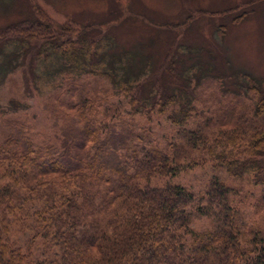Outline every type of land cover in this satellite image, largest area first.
Here are the masks:
<instances>
[{
  "label": "trees",
  "instance_id": "16d2710c",
  "mask_svg": "<svg viewBox=\"0 0 264 264\" xmlns=\"http://www.w3.org/2000/svg\"><path fill=\"white\" fill-rule=\"evenodd\" d=\"M26 1L0 27V84L21 67L33 83L73 87L52 97L58 140L38 142L23 119L0 125V264H264V229L245 222L232 182L250 176L264 190V83L233 67L235 89L203 99L198 86L218 79L208 46L176 37L155 58L119 45L110 27L60 24ZM91 75L111 89H87ZM209 98L216 108L200 109ZM141 115L165 117L173 136L158 139ZM205 164L202 191L172 181Z\"/></svg>",
  "mask_w": 264,
  "mask_h": 264
},
{
  "label": "rangeland",
  "instance_id": "374dc122",
  "mask_svg": "<svg viewBox=\"0 0 264 264\" xmlns=\"http://www.w3.org/2000/svg\"><path fill=\"white\" fill-rule=\"evenodd\" d=\"M60 24L72 20L76 26L86 23L100 24L110 27L119 45L144 50L155 58H162L170 40L189 38L192 45H204L211 48L215 59L204 53V59L212 61L218 68H213L210 75L218 79H205L197 89H202V98L211 95L214 89H235L236 76L233 67L240 74L249 73L259 83H264V0L251 5L252 0H34ZM17 8H0V27L20 19L27 11L26 0H16ZM15 8V9H14ZM228 11L227 18L220 17ZM243 11V18L234 20ZM221 23L224 34L217 36L216 25ZM150 37L155 43L148 44ZM227 57L229 59L226 64ZM228 74V77L225 74ZM239 74V75H240ZM86 76V75H85ZM231 76V77H230ZM222 77V78H221ZM230 77V78H229ZM28 68L19 67L11 72L0 84V125L7 117L25 120L31 126L32 137L38 142L58 140V128L51 116L52 97L56 89H72L69 80L59 86L60 79L48 81L44 78L37 82L30 80ZM221 78V79H220ZM86 79V77H84ZM87 89H111L110 80L105 77L88 79ZM225 83V84H224ZM86 85V80H85ZM264 85V84H263ZM262 89V86L256 85ZM86 89V86H85ZM115 98H118L114 96ZM200 109L216 108L212 100L206 103L197 101ZM204 104L208 106H204ZM140 126L151 129L158 139L166 141L174 134V125L165 117L137 116ZM62 120H60L61 122ZM211 172L210 165L197 166L182 172L172 179L189 186L195 191H202ZM239 189L244 200L242 209L246 223L264 229V205L259 208L257 202L262 199L263 186L255 184L250 176L232 181ZM207 224L205 219L194 224L201 228ZM24 239V236H19Z\"/></svg>",
  "mask_w": 264,
  "mask_h": 264
}]
</instances>
